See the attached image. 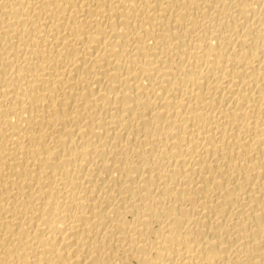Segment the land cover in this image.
<instances>
[{"label":"bare ground","instance_id":"bare-ground-1","mask_svg":"<svg viewBox=\"0 0 264 264\" xmlns=\"http://www.w3.org/2000/svg\"><path fill=\"white\" fill-rule=\"evenodd\" d=\"M0 264H264V0H0Z\"/></svg>","mask_w":264,"mask_h":264}]
</instances>
